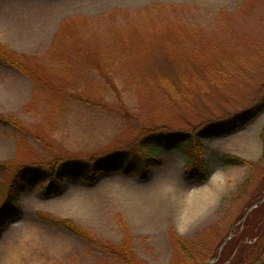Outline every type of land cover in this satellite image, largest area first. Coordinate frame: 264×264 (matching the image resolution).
Here are the masks:
<instances>
[{"label": "rangeland", "instance_id": "1", "mask_svg": "<svg viewBox=\"0 0 264 264\" xmlns=\"http://www.w3.org/2000/svg\"><path fill=\"white\" fill-rule=\"evenodd\" d=\"M0 53L35 75L0 60L5 194L22 167L87 161L143 134L193 133L246 112L264 97V0H0ZM247 125L203 142V185L186 180L173 151L147 181L36 187L0 234V264H184L234 239L264 194V115ZM227 154L249 164L225 167ZM258 232L239 251L224 247L223 264L232 253L264 264Z\"/></svg>", "mask_w": 264, "mask_h": 264}, {"label": "trees", "instance_id": "2", "mask_svg": "<svg viewBox=\"0 0 264 264\" xmlns=\"http://www.w3.org/2000/svg\"><path fill=\"white\" fill-rule=\"evenodd\" d=\"M0 60L12 65L23 74L35 80V75L30 71L32 68L31 64L20 60L22 66L17 65L1 53ZM262 115H264V97L258 100L246 112L236 114L234 118L223 123H217L214 126L205 125L198 131H193V133L169 134L151 132L150 134L141 135L126 149L115 153H108L98 158L93 157L87 161H55L44 167L37 166L30 169L22 167L12 177L7 192L5 194L0 193V234L14 218H18L22 214V198L24 195L29 191H34L38 186L44 185L45 193L50 194L62 189V186L67 182L77 183V181H84L86 183H93L102 175L123 174L129 177L135 176L141 182L147 181L151 177V170L162 165V155L173 151H180L185 160L184 171L186 180L203 185L207 183L211 175L207 159H205L207 149L204 147L203 142L205 140H214L215 138H225L228 135L243 131L247 129L248 123L258 119ZM260 139L264 145V127L260 133ZM220 161L225 167H238L249 164L241 157L230 154L222 155ZM1 169L2 166H0ZM262 200H264V194L254 200L249 210ZM258 212H264V203L253 210L251 215L243 222V228L241 227L238 230L239 234L228 243V246L232 242L236 244L234 251H239L242 246L247 247L246 240H259L260 234L258 230L260 228L261 230L264 229V214L257 221L254 217ZM244 218L245 216L242 219ZM61 224L67 229L69 227L75 229L69 222L61 221ZM221 246L220 244L215 249L200 250V248L199 251H193L191 255L184 254V264H199V262L195 261L196 257L199 256L207 257L203 264H207L212 260L215 261L213 264L226 263V260L223 259L222 261L223 255L219 256ZM183 247L185 248L186 246ZM231 255L233 258H230L228 264H245L243 260L235 262L237 253H232Z\"/></svg>", "mask_w": 264, "mask_h": 264}, {"label": "water", "instance_id": "3", "mask_svg": "<svg viewBox=\"0 0 264 264\" xmlns=\"http://www.w3.org/2000/svg\"><path fill=\"white\" fill-rule=\"evenodd\" d=\"M260 204H261V203H260ZM260 204H258V205H260ZM258 205L252 207L251 210H253L254 208H256ZM251 210H249V213H248L247 215H249V214L251 213ZM229 240H230V239H228V240L224 243V246H223V247H225L226 243H227ZM222 249H223V248H221V250H222ZM211 263H213V261H211V262L208 263V264H211Z\"/></svg>", "mask_w": 264, "mask_h": 264}]
</instances>
